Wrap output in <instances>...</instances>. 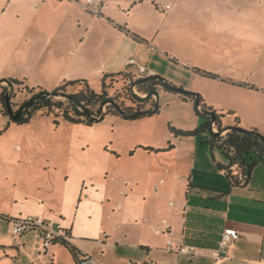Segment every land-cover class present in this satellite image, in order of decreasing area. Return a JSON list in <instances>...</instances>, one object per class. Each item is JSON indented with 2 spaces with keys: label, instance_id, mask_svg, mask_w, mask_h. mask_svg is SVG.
Returning a JSON list of instances; mask_svg holds the SVG:
<instances>
[{
  "label": "crops",
  "instance_id": "1",
  "mask_svg": "<svg viewBox=\"0 0 264 264\" xmlns=\"http://www.w3.org/2000/svg\"><path fill=\"white\" fill-rule=\"evenodd\" d=\"M85 1L0 0V79L52 91L71 81L90 85L103 74L133 69L138 75L135 65L126 66L133 59L146 68V76L158 74L199 91L215 113L232 112L244 129L264 135V0H94L102 3L97 16L84 10ZM133 16L139 24L130 21ZM169 66L183 79H174ZM201 79L223 94L207 98L196 86ZM232 124V117L221 119L222 128ZM166 148L130 147L124 154L143 156V172L114 179L112 190L92 168L79 178L67 173L64 183L54 182L60 188L58 204L38 195L23 213L42 215L67 231L68 242L87 258L86 264L101 262L85 243L119 248L124 264H264V165L253 170L246 186L232 187L218 168L225 163L219 150V156L213 150L210 159L202 154L198 159L195 148L184 157L172 156L174 146ZM67 164L74 167L70 160ZM54 169H59L56 164ZM144 181L155 191L139 193ZM103 213L119 219L114 236L99 228ZM128 225L135 229L127 231ZM228 230L239 237L216 258ZM13 242L14 247H6L0 238V248H16L31 264H45L42 250L55 256L61 246L44 249L38 231ZM179 247L190 253H176Z\"/></svg>",
  "mask_w": 264,
  "mask_h": 264
},
{
  "label": "rangeland",
  "instance_id": "2",
  "mask_svg": "<svg viewBox=\"0 0 264 264\" xmlns=\"http://www.w3.org/2000/svg\"><path fill=\"white\" fill-rule=\"evenodd\" d=\"M123 16L126 17L124 13ZM130 19L135 24L140 23L138 17L134 18L133 16ZM163 66L167 70V66ZM169 67V74H172L174 79H183L180 77L183 75L182 72H178L174 66ZM130 70L135 72L133 69ZM159 76L168 80L161 75ZM187 80L185 79L186 82ZM198 81L196 86L202 88L210 100H212V96L223 94V91L213 87L212 82L203 79ZM169 82L181 87L173 81ZM0 87L6 88L9 99L14 94L11 102L16 106L11 108L16 113L19 105L28 98L27 94L20 93L17 88L10 89L6 83H0ZM90 87L99 92L100 81L92 82ZM118 87L119 85L113 86L108 93L114 95L116 93L114 91H118ZM183 89L197 93L202 97L199 91ZM54 99L66 100L64 97H55ZM157 102L159 114L152 117L137 121H125L117 117L107 116L100 123L91 127L66 124L60 118L54 117L53 113L55 112L50 115L43 112L38 113L27 124L16 125L9 123V118L0 113V216L10 219V223L7 224L6 220L0 217V238L6 244L5 246H15L12 238L13 221L26 217L23 212L31 206L30 204H33L35 196L45 197L52 202V206L59 203V184L66 181L67 173L71 179L73 176L79 178L78 176L90 174L92 168L97 180L111 183L108 185V189L112 190L111 188L115 185L112 182L114 179L131 175L133 171H136L134 175L142 174L145 167L144 163H146L145 158L139 154L134 157L124 154L130 147L137 148L140 144L174 146L173 157H184L192 148H195L198 159L201 154L210 159L211 148L208 143V133H201L192 138H175L169 130L171 127L183 131H192L201 125V120L196 116L193 103L183 102L177 95L164 90L157 92ZM0 108L5 109L4 103L0 102ZM55 120L58 121V125L54 124ZM215 154L220 155L217 150H215ZM68 160L74 167L68 166ZM54 164L59 169L55 170ZM56 180L59 183L58 187L54 185ZM40 186L46 187L48 192L40 191L38 189ZM150 191H155V186L151 187L149 181L140 183L139 193L147 194ZM146 205L149 206V203ZM110 215L101 214L98 225L101 230L104 229L110 236H114L118 229L117 221L119 219L114 220L112 219L113 214ZM92 218L91 215L87 216L88 221ZM125 228L122 227V230ZM133 229H135L133 225L127 226V231H133ZM138 231L145 233V230L140 228ZM85 245H88L95 255L97 254L100 264H124V260H121L119 255L121 250L116 249L115 246L114 248L105 246L106 244L100 246L97 243H85ZM52 246L53 244L50 245V247ZM59 247L61 248V246ZM60 248H56L55 256L45 255L42 250L41 256L45 259L41 258V260L45 264H72L71 256L65 249ZM117 250L118 252H115ZM0 264L31 263L24 254H18L16 248L6 252L0 248Z\"/></svg>",
  "mask_w": 264,
  "mask_h": 264
},
{
  "label": "trees",
  "instance_id": "3",
  "mask_svg": "<svg viewBox=\"0 0 264 264\" xmlns=\"http://www.w3.org/2000/svg\"><path fill=\"white\" fill-rule=\"evenodd\" d=\"M194 71L210 79L218 78L199 69H194ZM5 81L12 86V89L17 88L20 93L27 94L28 98L19 105V109L35 96L55 95L66 99L65 101H60L54 98H42L34 101L21 111L20 116L16 120L9 118L5 112L6 108H0V113L9 118V123L16 125L27 124L33 116L42 112L46 115L55 112L53 114L56 119L60 118L67 124L86 127L100 123L107 116L117 117L125 121H137L159 114L157 92L164 90L177 95L183 102L193 103L194 109H196V116L201 120V125L192 131L169 127L170 132L175 138H192L201 133H208V143L211 151L219 150L225 162L224 164H219L218 168L223 172L232 187L246 186L253 170L259 164L264 165L263 134L255 129H244L239 118L232 112L225 114L222 112L216 113L214 127L217 128V131L225 129H228V131L223 136L212 133L211 118L205 114L198 113L196 108V98L198 97L200 110L203 112H214L205 104L201 95L175 86L158 75L139 76L128 71L103 74L100 80L101 88L99 92L91 89L90 85L83 80L63 83L52 91L30 88L23 81L14 79H5ZM117 85H119L118 91L115 90L114 92L116 93L110 95L108 91ZM5 91V87H0V102L4 103V106ZM12 98H14V94L9 99L11 107L14 108L16 105L12 104ZM104 108L105 110L103 111ZM101 112H103V117L99 120L95 119ZM227 116L233 118V124L222 128L221 119ZM54 124L58 125V121L55 120ZM172 148L173 146L169 145L165 150L168 151ZM145 150L160 152L151 148H145ZM0 217L10 223V219ZM64 232L69 237L68 232ZM52 244H59L64 247L71 255L74 263L79 264L81 254L68 240H56Z\"/></svg>",
  "mask_w": 264,
  "mask_h": 264
},
{
  "label": "built area",
  "instance_id": "4",
  "mask_svg": "<svg viewBox=\"0 0 264 264\" xmlns=\"http://www.w3.org/2000/svg\"><path fill=\"white\" fill-rule=\"evenodd\" d=\"M102 3H97L94 0H86L84 3V10L91 15H100ZM167 9L169 7H166ZM135 65L139 76L146 75V68L141 65H136L133 59H129L126 66ZM215 131V129H214ZM30 231H38L41 233L43 248L47 249L53 241L56 240H67V235L64 230L59 225H51L42 215H29L25 218H18L13 221L12 225V238L17 239V237L22 236L24 233ZM239 237L238 233L235 231H225L222 235L220 242V248L218 253L215 254L216 258L224 255L226 253V248L228 244ZM172 245L168 244V249L170 250ZM176 253H190L186 248L179 247ZM87 258L85 256L79 257V264H86Z\"/></svg>",
  "mask_w": 264,
  "mask_h": 264
},
{
  "label": "water",
  "instance_id": "5",
  "mask_svg": "<svg viewBox=\"0 0 264 264\" xmlns=\"http://www.w3.org/2000/svg\"><path fill=\"white\" fill-rule=\"evenodd\" d=\"M0 83H6L7 86L10 89H12V86L9 85L5 80H0ZM55 97H57V96H55V95H47V96H35V97H32L29 101H27L26 103H24L16 113H14L12 111L11 105L9 103V93L6 91V93H5V99H4L5 100L6 112H7V114H8V116H9L10 119L16 120L20 116L21 111L23 109H25L27 106H29L32 102L37 101V100L42 99V98H55ZM196 105H197L196 108H197L198 113L205 114L206 116H208V117L211 118V129H212V133L220 136L224 132H227L228 131V129H225L223 131H217V128H216V131H214V122L216 121V113L215 112H203L202 110H200L198 97L196 98ZM102 117H103V112H101L100 115L97 116L95 119L99 120Z\"/></svg>",
  "mask_w": 264,
  "mask_h": 264
},
{
  "label": "flooded vegetation",
  "instance_id": "6",
  "mask_svg": "<svg viewBox=\"0 0 264 264\" xmlns=\"http://www.w3.org/2000/svg\"><path fill=\"white\" fill-rule=\"evenodd\" d=\"M16 111H17V110H16ZM16 111H15V112H16ZM6 113H7V112H6ZM7 115H8V114H7Z\"/></svg>",
  "mask_w": 264,
  "mask_h": 264
}]
</instances>
